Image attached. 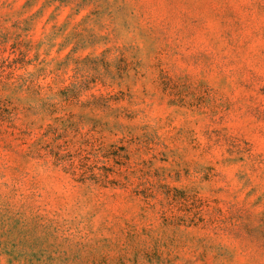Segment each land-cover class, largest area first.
<instances>
[{
	"label": "rangeland",
	"instance_id": "1",
	"mask_svg": "<svg viewBox=\"0 0 264 264\" xmlns=\"http://www.w3.org/2000/svg\"><path fill=\"white\" fill-rule=\"evenodd\" d=\"M0 264H264V0H0Z\"/></svg>",
	"mask_w": 264,
	"mask_h": 264
}]
</instances>
